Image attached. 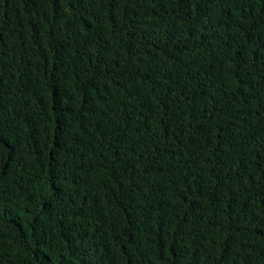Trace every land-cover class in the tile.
I'll return each instance as SVG.
<instances>
[{"label": "trees", "instance_id": "trees-1", "mask_svg": "<svg viewBox=\"0 0 264 264\" xmlns=\"http://www.w3.org/2000/svg\"><path fill=\"white\" fill-rule=\"evenodd\" d=\"M0 264H264V0H0Z\"/></svg>", "mask_w": 264, "mask_h": 264}]
</instances>
